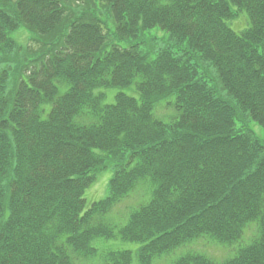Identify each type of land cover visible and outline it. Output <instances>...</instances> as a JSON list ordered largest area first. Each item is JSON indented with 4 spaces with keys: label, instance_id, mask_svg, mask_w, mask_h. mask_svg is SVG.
<instances>
[{
    "label": "trees",
    "instance_id": "16d2710c",
    "mask_svg": "<svg viewBox=\"0 0 264 264\" xmlns=\"http://www.w3.org/2000/svg\"><path fill=\"white\" fill-rule=\"evenodd\" d=\"M101 12L136 42L109 45ZM125 88L137 97L104 102ZM168 98L171 124L154 114ZM249 119L264 127V0H0V264H131L92 244L117 235L153 264L203 235L233 244L252 222L260 234L234 258L175 264H264V140ZM109 168L108 195L86 209ZM147 180L126 224L104 221Z\"/></svg>",
    "mask_w": 264,
    "mask_h": 264
},
{
    "label": "rangeland",
    "instance_id": "374dc122",
    "mask_svg": "<svg viewBox=\"0 0 264 264\" xmlns=\"http://www.w3.org/2000/svg\"><path fill=\"white\" fill-rule=\"evenodd\" d=\"M101 17L107 21L108 29L111 32L109 36V45L117 44L124 47L132 45L135 40L130 41H119L114 37V30L116 28L113 20L106 17L104 12H101ZM230 26L236 31H242L248 28L251 24L250 18L246 11L238 13L236 18L232 19ZM146 36L152 34L163 35L164 32L155 28L147 31ZM22 35V36H21ZM28 33L17 32L15 37L17 40H21L24 43L28 42ZM30 42V41H29ZM118 91L125 92L129 95L137 97L136 92L133 88L125 89H111L108 91V95L105 99V103H114L115 94ZM154 114L157 118L161 119L167 124L173 123L178 117L179 112L174 106V99H164L155 108ZM92 119L91 115L88 120ZM248 127L253 130L258 137L264 140V127L259 125L257 122L249 119L246 121ZM240 125H238L239 127ZM113 176V170L111 168L101 172L98 179L85 191L84 198L86 200V209L89 208L94 202L105 198L109 192V182ZM152 184L150 181L142 182L140 186L134 190L128 197L123 199L115 208L104 216V221L113 225L116 230H119L128 221L130 213L141 204L147 202L151 198ZM260 234L258 229V223L252 222L247 225L244 230L243 237L233 244H221L209 235H203L197 239L186 242L185 244L177 247L176 249L162 253L154 259L153 264H175L182 256L191 253H199L205 255L214 261L222 262L234 258L238 251L247 245L251 244L256 237ZM93 246L96 247L100 253L108 250H129L133 253V260L131 264H141L138 258V250L141 247L140 242L125 241L119 235L113 239L108 238H96L92 242ZM83 264H102L100 255L96 258L85 260Z\"/></svg>",
    "mask_w": 264,
    "mask_h": 264
}]
</instances>
